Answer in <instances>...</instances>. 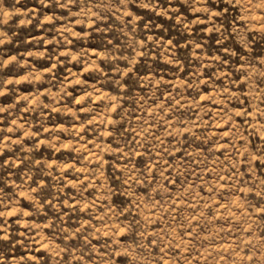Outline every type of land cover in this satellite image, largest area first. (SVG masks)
<instances>
[{
	"label": "rangeland",
	"instance_id": "obj_1",
	"mask_svg": "<svg viewBox=\"0 0 264 264\" xmlns=\"http://www.w3.org/2000/svg\"><path fill=\"white\" fill-rule=\"evenodd\" d=\"M0 264H264V0H0Z\"/></svg>",
	"mask_w": 264,
	"mask_h": 264
}]
</instances>
